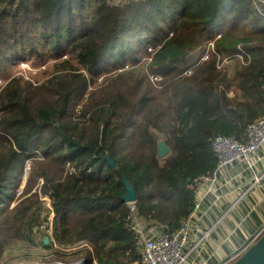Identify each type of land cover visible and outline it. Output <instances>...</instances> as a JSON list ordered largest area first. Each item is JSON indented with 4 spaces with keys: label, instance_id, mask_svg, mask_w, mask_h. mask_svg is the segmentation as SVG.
<instances>
[{
    "label": "trees",
    "instance_id": "16d2710c",
    "mask_svg": "<svg viewBox=\"0 0 264 264\" xmlns=\"http://www.w3.org/2000/svg\"><path fill=\"white\" fill-rule=\"evenodd\" d=\"M232 23L251 25L254 33L237 37L227 31ZM36 38L55 58L53 75L40 86L48 99L33 106L32 85L21 76L0 86V210L15 170L33 151L67 162L65 176L49 179L44 189L55 242L86 243L83 264H135L140 246L126 225L123 178L134 187L144 218L174 230L190 214L195 180L216 164L213 136L245 140L248 124L264 114V17L250 0H0V70L36 52ZM210 40L219 58L208 51L198 62L197 49ZM132 43L149 57L148 67L168 79L165 96L151 103L154 97L143 94L139 101L148 111L142 114V134L134 135H141L148 152L138 159L120 149L127 124H140L132 115L122 125L111 120L117 97L108 107L98 104L88 134L79 122L66 120L74 99L104 69L138 61ZM240 54L243 65L234 64L230 72L217 67L222 57L237 60ZM158 133L170 148L163 159L156 151ZM44 247L53 248V242Z\"/></svg>",
    "mask_w": 264,
    "mask_h": 264
},
{
    "label": "rangeland",
    "instance_id": "374dc122",
    "mask_svg": "<svg viewBox=\"0 0 264 264\" xmlns=\"http://www.w3.org/2000/svg\"><path fill=\"white\" fill-rule=\"evenodd\" d=\"M126 1L115 0L116 3H125ZM88 11L89 8L84 13H88ZM250 26L248 25L246 29H243L241 24L232 23L228 25L227 31L240 37L254 33ZM35 41L36 52L25 57L21 54L14 61L6 62L0 70V86L5 80L13 76H21L22 80L30 82L33 95L31 104L33 106L42 105L48 99L47 89L40 86L53 75L52 65L55 61L52 53L42 50L41 40L36 38ZM132 46L135 47V52H138L136 58L138 61L134 64L128 62L127 67L121 69L107 66V68L111 67V70L104 69V74L90 83L83 95H78L74 99L66 120L71 123L79 122L78 125L83 128L82 131L88 134L91 130L89 118L96 115L98 104L104 103V106L108 107V101L112 97H117L116 115L112 116L111 120L116 125H122L123 118L132 115V118H137V127L140 124L137 129H133L132 124L126 123L129 128L125 140L120 143V149L126 152L129 157L138 159L148 152V150L142 149L141 135L138 137L134 135L135 131L142 134V114L148 111V107L142 108L139 101L143 94L154 97L150 101L151 103H155L162 96H165L162 91L167 85L165 82L168 79L158 75L148 67L149 57L144 56L142 47L137 48L135 43H132ZM205 46L201 45L197 49L199 55L202 53V57L197 60L198 62L206 60L204 58ZM147 50L152 53L153 48L150 51ZM64 58H66L65 54L60 56L58 60ZM223 60L221 67L224 66L229 72L235 69L234 64L243 65V59L240 57H237V61L231 56H225L219 62ZM120 71L124 72H122L124 76L117 78L121 74ZM160 80H162V84H159ZM156 135L158 139L165 141L166 135L163 133ZM31 155L32 157L26 158L22 166L15 170L16 177L10 187L9 197L5 199L0 210V264H50L56 261L72 264L79 260L83 264L86 250L82 246L61 247L56 242L53 248H45L43 245L44 236L53 235L52 219L54 217L51 200L44 189L49 186V179L64 177L69 164L52 161L50 156L46 157L35 151Z\"/></svg>",
    "mask_w": 264,
    "mask_h": 264
},
{
    "label": "built area",
    "instance_id": "2783aa9c",
    "mask_svg": "<svg viewBox=\"0 0 264 264\" xmlns=\"http://www.w3.org/2000/svg\"><path fill=\"white\" fill-rule=\"evenodd\" d=\"M250 1L253 9L264 17V0ZM215 40L207 43L205 59L208 57V51L217 54L219 58L215 50ZM238 49H242L241 43H238ZM244 53L249 60V54ZM238 56L243 59V62L246 61L243 55ZM223 62L224 60L222 62L217 60V67H221ZM211 147L216 157V164L208 173L200 175L195 180L193 208L174 230H168L166 225L144 218L139 213L135 201L126 202L129 208L126 225L135 235L140 246V258L135 264H196L204 260V245L209 237V229L202 231L199 220L221 197L217 182L223 179L228 168L235 165L239 166L241 174L250 176L248 180L250 187L254 188L264 182V114L248 124L245 140L217 134L212 138ZM207 197L210 199L208 205L204 203ZM263 233L264 222L255 232L248 235L233 253L218 264H231ZM48 237L53 245H56L53 235L48 234ZM76 245L87 246L83 242Z\"/></svg>",
    "mask_w": 264,
    "mask_h": 264
},
{
    "label": "crops",
    "instance_id": "0c3cea01",
    "mask_svg": "<svg viewBox=\"0 0 264 264\" xmlns=\"http://www.w3.org/2000/svg\"><path fill=\"white\" fill-rule=\"evenodd\" d=\"M222 178L217 182L220 199L199 220L202 231L209 229V237L204 260L196 264H218L220 257L225 260L264 222V182L250 187V176L241 174L238 165L228 168Z\"/></svg>",
    "mask_w": 264,
    "mask_h": 264
},
{
    "label": "water",
    "instance_id": "95a60500",
    "mask_svg": "<svg viewBox=\"0 0 264 264\" xmlns=\"http://www.w3.org/2000/svg\"><path fill=\"white\" fill-rule=\"evenodd\" d=\"M170 152L169 146L163 139L157 140V155L159 158H163ZM111 166H114V162L106 156ZM190 181V178H188ZM125 193L122 195V199L125 202H131L136 200V193L134 187L129 183L126 178H123ZM48 236H44V245L48 244ZM223 260V257H220ZM82 264V261H78ZM27 264H47V263H27ZM50 264H63L61 262H54ZM231 264H264V233L253 243H251Z\"/></svg>",
    "mask_w": 264,
    "mask_h": 264
},
{
    "label": "bare ground",
    "instance_id": "6f19581e",
    "mask_svg": "<svg viewBox=\"0 0 264 264\" xmlns=\"http://www.w3.org/2000/svg\"><path fill=\"white\" fill-rule=\"evenodd\" d=\"M72 264H79V262L77 261V262H74V263H72Z\"/></svg>",
    "mask_w": 264,
    "mask_h": 264
}]
</instances>
